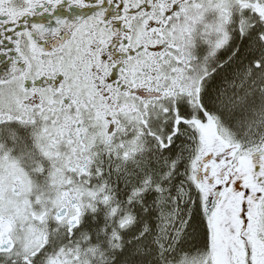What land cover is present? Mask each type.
I'll return each instance as SVG.
<instances>
[{
    "label": "snow or ice",
    "instance_id": "6c2138e0",
    "mask_svg": "<svg viewBox=\"0 0 264 264\" xmlns=\"http://www.w3.org/2000/svg\"><path fill=\"white\" fill-rule=\"evenodd\" d=\"M0 264H264V0H0Z\"/></svg>",
    "mask_w": 264,
    "mask_h": 264
}]
</instances>
